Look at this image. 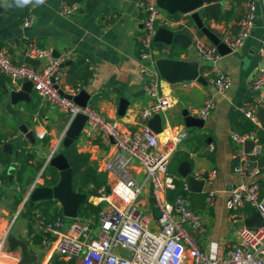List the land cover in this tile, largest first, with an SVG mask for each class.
<instances>
[{"label":"crops","instance_id":"crops-1","mask_svg":"<svg viewBox=\"0 0 264 264\" xmlns=\"http://www.w3.org/2000/svg\"><path fill=\"white\" fill-rule=\"evenodd\" d=\"M61 1L43 0L42 3H37V0H31L27 5L18 6L16 0H0V50L9 53L14 62L18 63V57L24 54L25 38H27L39 48L48 51L51 57L66 56L61 67L63 85L73 87L84 85V90L90 97L87 103L108 120L119 121L122 126L131 130L147 124L148 122L136 120L140 111L148 107L151 102L145 93L144 81L139 69L137 37L141 34L143 20L140 11L141 0H65L69 4L78 5L82 10L73 16H63L59 13ZM216 3L220 5L222 12L229 13L230 20L226 23H215L204 22L201 19L204 26L219 39L224 35H234L237 23L244 12V0L210 2V4ZM27 14L32 15L33 22L29 27L24 28L22 19ZM166 14L169 18L178 14L175 18H170L172 25L169 29L176 33L189 34L192 41L185 51L173 57L197 62L199 74L207 81L209 65L198 57L193 47V40L197 37L206 43L210 42L199 34L189 15L179 12ZM263 38L264 0H256L254 27L244 46L236 55L228 54L221 57L218 64L219 68L231 78V87L225 95H218L208 81L205 85L194 81L174 85L162 82V92L171 104L159 113L161 131L156 134L162 142L170 134L185 128L183 111H187L190 115L192 110L203 105L206 98H212L215 103V108L210 117L204 121L202 129L185 128L187 138L178 145L168 165V174L175 182L185 184L187 182L183 177L184 174L190 177L200 174L205 179L201 194L215 192L213 206L207 207L203 201L202 208L198 207V198L190 199L188 194L191 209L200 215L206 227L203 234L191 233L198 247L214 257L225 258L226 246L236 238L235 233L229 234L227 229L230 216L225 209V202L229 198L230 191L237 184H250L256 181L260 187V195L264 197V139L260 141L255 132H250L255 137L253 141L255 152L251 151L248 154L244 153L243 145L240 146L233 140V135L246 133L244 123L248 120L238 112V107L243 104H249L257 117V124H254L256 131L264 132L258 119L259 111L264 113V92L257 93L248 87V82L258 66L257 53ZM166 50L167 48L162 44L153 42V54L164 53ZM173 50L177 51L175 48ZM159 57L164 56L160 54ZM0 77L10 91L9 81L6 82L7 79L2 75ZM84 81L86 82L83 83ZM7 96L0 91V138H6L5 142L0 144V152L4 156L12 157L10 163H15L16 167L12 177L9 178L7 170L10 163L4 164L5 157H0V238L5 235L7 237L12 232L15 238L28 240L31 244L29 250L42 255L40 264H48L52 256L41 242L44 239H52V236L50 235L49 238L42 236L37 230L36 222L39 217L45 221L53 219L43 216L40 211L23 215L27 204V188L24 183L27 177H32L36 181L41 171L35 169L40 161L35 160L32 149L39 145H45L50 150L54 148L61 133L53 143V128L58 125L64 128L65 115L52 109L33 91L29 103L21 102L14 106L10 104ZM120 100L128 102L122 117L117 114ZM16 122L25 125L34 133V144L24 138ZM39 134L43 135L42 139H38ZM16 140L25 141L27 155L34 156L28 162L29 165L22 174L20 182L17 180L19 165L14 159L13 150V143ZM4 143L12 145V155L2 153L1 145ZM73 145L78 152L89 155L90 164L97 172H99L98 166L112 152L111 142L99 135L86 138L80 134ZM242 154L251 165L261 169L258 176H239L234 173L236 158ZM3 175H6L4 180L1 179ZM40 179L37 186L43 185L42 174ZM88 201L95 205L93 197ZM140 203L156 215L149 190L144 191ZM55 206L61 211L57 202ZM253 212L249 207H245L240 212L241 219L244 221ZM60 216H63L62 212ZM95 216L96 214L88 217L80 215L77 218L94 219ZM65 220L71 222L73 219L65 218ZM35 234L42 237L39 244L32 243L31 237ZM6 250L8 251L7 246ZM12 254L16 259H9L5 264L14 261L19 264V250H14ZM59 259L70 262L60 257ZM71 261L80 264L79 259Z\"/></svg>","mask_w":264,"mask_h":264},{"label":"built area","instance_id":"built-area-1","mask_svg":"<svg viewBox=\"0 0 264 264\" xmlns=\"http://www.w3.org/2000/svg\"><path fill=\"white\" fill-rule=\"evenodd\" d=\"M78 9V5L62 0L59 13L73 16ZM140 11L143 20L141 34L137 37L139 69L145 93L151 102L140 111L136 120L148 122L171 105L162 92L163 81L155 69L152 45L157 28L169 29L172 21L158 7L156 0H141ZM255 18L256 0H244V12L235 34L220 38L230 54L242 49L254 27ZM32 22V15L27 14L22 19V26L27 28ZM193 47L198 57L209 65L206 74L208 83L218 95H225L231 87V78L218 66L222 56L216 46L196 37ZM23 57L44 60L45 63L38 68L18 64L9 53L0 50V75L8 79L11 90H19L22 83L30 82L32 91L38 97L65 115L64 128L47 160L60 147L69 125L79 114L86 117L81 135L86 138L99 135L112 140V152L98 166L97 173L103 174L106 182L97 190V197H93L95 205L102 204L95 218H76L71 222H67L63 216H57L52 221L38 218V232L52 236V239L41 242L50 256L56 255L66 261L79 259L80 264H264V197L260 195L256 181L237 184L230 191L225 209L231 225L241 223L242 226L233 231L236 238L226 246L225 258L210 256L198 247L191 235V232L205 233L206 227L190 207L187 183L182 185V193L176 194L172 201L168 200L169 193L176 190L175 181L168 174V165L178 145L187 138V130H177L162 142L147 124L134 130L128 129L119 121L108 120L97 113L89 103L84 107L74 103L72 98L84 90V85L73 87L61 83V64L66 56L51 57L48 51L25 38ZM257 57L258 66L248 87L259 93L264 92V38L260 41ZM214 108V100L206 98L203 105L192 110L189 116L205 121ZM238 112L252 124H257V117L249 104L239 106ZM42 138L43 135L39 134L38 139ZM233 140L242 146L247 141L253 142L255 137L253 133H245L233 135ZM252 151L255 152V148ZM260 171L259 167L246 160L244 154L236 158L235 174L256 177ZM40 178L41 175L31 189L39 184ZM193 178L205 180L200 174ZM145 190L150 191L156 215L140 203ZM215 197V192L206 193L205 205L213 206ZM245 207L259 214L261 226L244 225L240 212ZM118 248L129 255L123 256ZM9 259L16 258L6 250L5 235L0 238V264H5ZM10 264H16V261Z\"/></svg>","mask_w":264,"mask_h":264},{"label":"water","instance_id":"water-1","mask_svg":"<svg viewBox=\"0 0 264 264\" xmlns=\"http://www.w3.org/2000/svg\"><path fill=\"white\" fill-rule=\"evenodd\" d=\"M212 0H156L159 8L172 15L179 12L184 15H189L194 27L214 46L217 51L223 57L230 54V50L220 42V39L212 33L207 27L204 26L198 11L206 4H210ZM1 9V7H0ZM82 10L78 9V13ZM156 27V24H155ZM191 38L187 33H176L171 29L159 27L156 30L154 36V43H160L167 48L164 53L155 52L153 54L155 58V69L161 78V80L169 85L184 83V82H197L202 85L206 84V80L199 74L198 63L195 61H183L175 59L173 55L185 51L191 45ZM177 49V51L173 50ZM162 54L164 57H159ZM235 55L237 53H234ZM18 63H23L31 67H39L44 64V60H32L28 57L19 56ZM61 67L63 65L61 64ZM0 91L3 95H8L11 105H17L18 103L30 102V94L32 92V84L30 82H24L21 84L20 89L10 90L5 85L3 78L0 77ZM71 99L70 96H67ZM89 94L82 90L72 100L80 107H84L89 100ZM128 102L120 100L117 114L122 117L127 109ZM184 126L187 129L197 128L202 129L204 121L192 116H189L187 111H183ZM86 117L84 115H77L69 125L65 136L62 140L61 147L67 149L71 147L81 134L82 128L85 124ZM18 130L23 134L24 138L30 143L34 144L35 135L31 130L16 122ZM155 133L161 131V120L159 115H154L147 123ZM112 143V140H110ZM254 148L252 141H247L243 144V151L245 154L250 153ZM1 151L4 154L12 155V145L10 143H4L1 145ZM54 168L58 173V181L53 186H35L31 189V186L35 182L32 177H27L24 186L27 188L26 202L29 206H33L40 202L55 201L61 208L62 215L68 219H76L81 215V206L88 201L86 192L77 193L72 188L73 171L70 168L64 155L61 153L54 154L49 160L43 164L40 175L43 173L46 166ZM16 164L10 163L7 170L9 178L12 177ZM39 175V176H40ZM190 193L201 194L204 186L203 180H195L193 177L184 174ZM109 193V190H107ZM246 227H259L262 225V219L257 212H253L247 219L244 220ZM192 237L193 234L191 233ZM42 236L49 238L50 234L42 233ZM194 238V237H193ZM30 243L28 240H19L14 237L10 232L6 237V246L10 252L19 250L20 261L19 264H40L42 255L29 250ZM118 252L123 256L129 255V253L121 248H118Z\"/></svg>","mask_w":264,"mask_h":264},{"label":"trees","instance_id":"trees-1","mask_svg":"<svg viewBox=\"0 0 264 264\" xmlns=\"http://www.w3.org/2000/svg\"><path fill=\"white\" fill-rule=\"evenodd\" d=\"M198 14L204 22L213 21L215 23L220 22H228L229 19V13L228 12H222L221 7L218 3L216 4H208L205 7L201 8L198 11ZM178 14H174L170 16V18H175ZM201 35V33H199ZM84 81L83 83H85ZM258 119L260 120V123L262 125V128L264 130V113L263 111H259L258 113ZM245 132H255L257 136L259 137L260 141H263L264 139V132L256 131V126L252 124L249 121H246L244 123ZM6 138H0V144L1 142H5ZM13 142V141H12ZM26 142L25 141H15L13 143V150H14V156L15 160L19 165V170L17 172V180L20 182L22 179V174L25 172L27 166L29 165V161L34 158L32 154L27 155L26 150ZM58 153H61L64 155L65 159L67 160L70 168L73 171V177H72V188L77 193H84L86 192L87 198L90 197H97V190L100 189L106 182V178L103 174L97 173L95 168L90 164L89 155L87 153H81L78 152L74 145L67 149H60ZM4 155L0 152V157H3ZM5 160L3 161L4 164H9L11 162V158L9 156H4ZM3 157V158H4ZM10 159V160H9ZM43 166V163L40 162L35 166L36 171H39L41 167ZM6 178V175H3L1 177L2 180ZM43 186H53L58 181V173L57 171L50 167L46 166L43 173ZM182 183L175 182L176 190L175 192H171L168 195V200L172 201L173 198L178 193H182ZM190 195V199H193V197L198 198V207H204V198L205 195L200 194H192L188 193ZM192 201V200H191ZM193 202V201H192ZM55 201H48V202H40L33 206H29L28 203L26 204L25 208L26 211L23 213V215L29 214L31 215L35 211H40L43 216H47L49 219H55L57 216L61 215V211L55 206ZM102 209L101 205H93L91 202L86 201L81 206V217H88L90 216V213L97 214ZM32 243L33 244H39L42 240L41 235L35 234L32 237ZM48 264H74V262H64L59 259L57 256H52L50 259V262Z\"/></svg>","mask_w":264,"mask_h":264},{"label":"rangeland","instance_id":"rangeland-1","mask_svg":"<svg viewBox=\"0 0 264 264\" xmlns=\"http://www.w3.org/2000/svg\"><path fill=\"white\" fill-rule=\"evenodd\" d=\"M156 57H154L155 59ZM7 79V78H6ZM8 81V79L6 80V82ZM7 96V95H6ZM8 97V96H7ZM63 126L61 125H58L56 126L55 128H53V134H52V140H53V143L57 141L58 139V136L60 135V133L62 132V129ZM14 129V128H13ZM54 135V136H53ZM57 138V139H56ZM39 145V144H38ZM53 149V148H52ZM52 149L50 150V148L48 147H45V145L41 146H37L35 147L34 149H32V153L35 155V160L38 159L40 162H42L43 164L46 162L50 152L52 151ZM62 149L61 145L60 147L57 149L56 153L59 152V150ZM152 207V206H151ZM94 215L93 213H90V215ZM200 216V215H199ZM242 224L241 223H238L236 225H231L230 221L228 222V226H227V229H228V233L229 234H232L234 230L238 229L239 227H241Z\"/></svg>","mask_w":264,"mask_h":264},{"label":"clouds","instance_id":"clouds-1","mask_svg":"<svg viewBox=\"0 0 264 264\" xmlns=\"http://www.w3.org/2000/svg\"><path fill=\"white\" fill-rule=\"evenodd\" d=\"M42 2H43V0H37V3H42ZM29 3H31V0H16V4L18 6H24V5H27Z\"/></svg>","mask_w":264,"mask_h":264}]
</instances>
